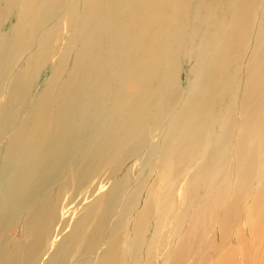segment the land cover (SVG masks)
Instances as JSON below:
<instances>
[{
    "label": "rangeland",
    "instance_id": "rangeland-1",
    "mask_svg": "<svg viewBox=\"0 0 264 264\" xmlns=\"http://www.w3.org/2000/svg\"><path fill=\"white\" fill-rule=\"evenodd\" d=\"M136 4L0 35V264H264V0Z\"/></svg>",
    "mask_w": 264,
    "mask_h": 264
},
{
    "label": "bare ground",
    "instance_id": "bare-ground-1",
    "mask_svg": "<svg viewBox=\"0 0 264 264\" xmlns=\"http://www.w3.org/2000/svg\"><path fill=\"white\" fill-rule=\"evenodd\" d=\"M132 1L133 0H0V35L5 33L4 31L14 23L11 34L13 39L15 36H21V40H18L17 42L18 46L20 45L26 49L35 46L38 43H40L39 45H42L43 40L42 36H40L41 29L46 27L48 25L47 23L52 20H56V18L63 16V19H66L68 13L72 12L71 14H73L75 12L79 13L77 22L82 28L80 29L81 31H77V34L69 40V44H72L75 47V42H78L83 34V28L87 27L88 24H93L94 21L99 18V15L103 11L105 12V9L108 17L115 15L119 16ZM171 1L137 0L136 8L130 11L129 16L137 21L143 18L142 26L144 28H150L153 34H156L161 31L162 28V25L159 26L156 22L157 20L154 18L156 8L159 9L158 13L161 12V17L165 21V18L170 11ZM106 19L108 20L107 17ZM51 32H49V34H51ZM13 39H9L5 44H0V47H2L0 50V59L6 58V55L9 52V62L12 60L10 63L8 62L4 65L3 68L0 67V86L4 81L5 73L8 74L12 71V63L19 57V52L17 54L11 50V47L14 45ZM36 59L37 62H41L43 60V55L40 57L38 56ZM26 80L27 79L24 77L17 79L21 86L26 82L29 84L30 79H28V81ZM17 107H13L12 110H16ZM7 110L5 109L1 111L0 115L2 114L1 116H4L5 113H7Z\"/></svg>",
    "mask_w": 264,
    "mask_h": 264
}]
</instances>
